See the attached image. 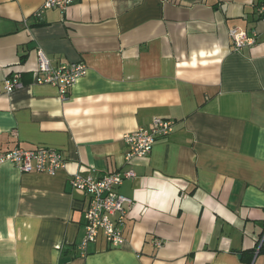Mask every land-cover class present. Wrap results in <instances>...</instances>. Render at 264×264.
I'll return each instance as SVG.
<instances>
[{"label": "crops", "instance_id": "0c3cea01", "mask_svg": "<svg viewBox=\"0 0 264 264\" xmlns=\"http://www.w3.org/2000/svg\"><path fill=\"white\" fill-rule=\"evenodd\" d=\"M43 1L0 0V152L50 147L65 166L0 164V264H264V0H73L37 17ZM232 27L256 43L235 49ZM37 49L86 64L64 98L35 82ZM154 118L173 131L126 160L123 135ZM128 170L123 244L100 234L82 254L89 196L71 176Z\"/></svg>", "mask_w": 264, "mask_h": 264}, {"label": "built area", "instance_id": "2783aa9c", "mask_svg": "<svg viewBox=\"0 0 264 264\" xmlns=\"http://www.w3.org/2000/svg\"><path fill=\"white\" fill-rule=\"evenodd\" d=\"M73 0H44L35 16L40 17L42 12L51 8L64 11ZM257 12L264 20V3ZM235 49L243 46H251L256 43V34H249L246 30L232 27L229 29ZM35 82L39 84H51L57 87L58 92L64 98L75 81L87 72L85 63L79 61L67 65H52L46 53L42 49L36 50ZM22 85L18 75H10L3 80V88L6 92ZM174 127V121L166 118H154L147 127H140L123 135L127 145L125 159L144 157L150 153L157 138L167 137ZM9 163L17 166L24 172H42L55 174L57 170L65 166L62 154L54 148L37 146L33 148L14 147L0 152V164ZM135 173L132 170L125 172H112L100 178L91 175L83 176L75 173L70 178L73 188L82 190L89 196L88 207L85 210L84 235L78 244L82 254L86 253L89 243L94 242L101 234L112 247L121 246L124 242L123 226L127 215V209L132 200L115 191L125 179L132 178ZM262 239L258 247L262 245ZM156 245H160L159 242Z\"/></svg>", "mask_w": 264, "mask_h": 264}, {"label": "trees", "instance_id": "16d2710c", "mask_svg": "<svg viewBox=\"0 0 264 264\" xmlns=\"http://www.w3.org/2000/svg\"><path fill=\"white\" fill-rule=\"evenodd\" d=\"M260 248H262V246H261ZM260 248H259V249H260Z\"/></svg>", "mask_w": 264, "mask_h": 264}]
</instances>
